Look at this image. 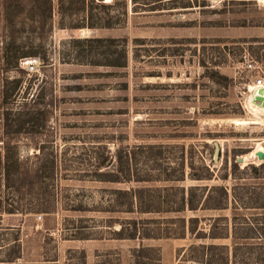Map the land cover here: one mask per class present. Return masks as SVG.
<instances>
[{
	"label": "rangeland",
	"instance_id": "1",
	"mask_svg": "<svg viewBox=\"0 0 264 264\" xmlns=\"http://www.w3.org/2000/svg\"><path fill=\"white\" fill-rule=\"evenodd\" d=\"M63 1L0 0V264H264V0Z\"/></svg>",
	"mask_w": 264,
	"mask_h": 264
},
{
	"label": "trees",
	"instance_id": "2",
	"mask_svg": "<svg viewBox=\"0 0 264 264\" xmlns=\"http://www.w3.org/2000/svg\"><path fill=\"white\" fill-rule=\"evenodd\" d=\"M74 0H68L69 5L65 6V1L61 3L62 10L69 9V6L72 4ZM127 2L128 0H114L111 4H106L103 2V0H80L82 11H84L85 15L84 18H82L81 22L70 24L69 27H88V28H99V27H115L118 24H120V15L117 13L116 15H108L107 19H103V17H100L98 13L94 12L95 7L102 6L104 8L113 7L114 5H124L126 7V13L127 14ZM133 2L137 3V0H133ZM68 4V3H67ZM151 3H144L143 6L147 7ZM156 4V3H155ZM157 9V8H153ZM137 11V10H136ZM81 12V11H80ZM120 38H102V37H84V38H75L74 41H78L81 43H89L91 48L95 47L94 43H102L104 41H109L110 43L116 45V48H118V42L120 41ZM117 54L115 55V53ZM112 56H115L114 59L112 58L110 61L111 65L115 66H125L126 63V55H127V46L122 45V51L120 50V53H118V50H113ZM10 158V155H7V160ZM7 173H10V169L7 168ZM225 192L227 193L226 189L224 188ZM182 205H180V209L183 210L186 208L194 209L196 208L194 203L191 199L182 201ZM215 208L221 207V204L216 203L214 204Z\"/></svg>",
	"mask_w": 264,
	"mask_h": 264
},
{
	"label": "built area",
	"instance_id": "3",
	"mask_svg": "<svg viewBox=\"0 0 264 264\" xmlns=\"http://www.w3.org/2000/svg\"><path fill=\"white\" fill-rule=\"evenodd\" d=\"M24 63L28 69L32 71L37 70V59H26ZM246 66L250 70H253L258 73V78L254 80L255 87L264 89V70L262 65L254 59H248Z\"/></svg>",
	"mask_w": 264,
	"mask_h": 264
},
{
	"label": "water",
	"instance_id": "4",
	"mask_svg": "<svg viewBox=\"0 0 264 264\" xmlns=\"http://www.w3.org/2000/svg\"><path fill=\"white\" fill-rule=\"evenodd\" d=\"M251 97H253L255 100H257L258 103L264 107V89L263 88H258L257 90H254V93L252 94ZM214 145H215L214 159L218 160L220 157V154H221V144L218 141H216L214 143ZM257 156L260 159H264V151H257V153L253 156L251 154L248 155L247 157L240 156L237 158V160L239 162H243L245 160L254 161Z\"/></svg>",
	"mask_w": 264,
	"mask_h": 264
},
{
	"label": "bare ground",
	"instance_id": "5",
	"mask_svg": "<svg viewBox=\"0 0 264 264\" xmlns=\"http://www.w3.org/2000/svg\"><path fill=\"white\" fill-rule=\"evenodd\" d=\"M255 90H257V87H254ZM250 108L253 110L255 114L260 115L264 112V107L261 106L257 100H255L253 97L249 99ZM258 118V117H257ZM264 118V117H263ZM257 151H264V150H257ZM257 153V152H256Z\"/></svg>",
	"mask_w": 264,
	"mask_h": 264
},
{
	"label": "crops",
	"instance_id": "6",
	"mask_svg": "<svg viewBox=\"0 0 264 264\" xmlns=\"http://www.w3.org/2000/svg\"><path fill=\"white\" fill-rule=\"evenodd\" d=\"M101 28H111V27H101Z\"/></svg>",
	"mask_w": 264,
	"mask_h": 264
}]
</instances>
